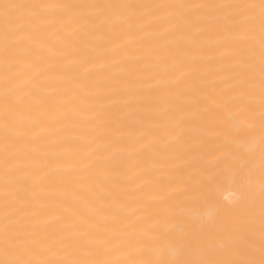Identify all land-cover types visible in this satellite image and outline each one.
Returning a JSON list of instances; mask_svg holds the SVG:
<instances>
[{"label": "bare ground", "instance_id": "6f19581e", "mask_svg": "<svg viewBox=\"0 0 264 264\" xmlns=\"http://www.w3.org/2000/svg\"><path fill=\"white\" fill-rule=\"evenodd\" d=\"M0 264H264V0H0Z\"/></svg>", "mask_w": 264, "mask_h": 264}]
</instances>
